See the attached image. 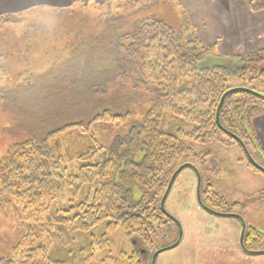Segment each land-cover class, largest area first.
<instances>
[{"label":"rangeland","instance_id":"obj_1","mask_svg":"<svg viewBox=\"0 0 264 264\" xmlns=\"http://www.w3.org/2000/svg\"><path fill=\"white\" fill-rule=\"evenodd\" d=\"M2 2L1 15L20 14L22 21L0 30L3 35L0 37L9 41L5 44L8 56L0 58V94L9 91L6 96L0 95V160L16 142L29 138L39 141L56 127L80 122L83 126L69 127L50 136L56 139L51 142L52 161L62 159L65 176H75L81 165L96 162L98 147H105L111 139L116 141L115 122L92 121L95 115L115 106L111 109H128L133 120H140L148 108V97L144 93L134 92L132 84L121 83L123 69L119 61L114 59L101 65L91 57L86 59L94 52L97 35L109 28V22L101 17L109 13L112 14L108 16L110 19L121 12L131 21L155 17L177 32L190 24L173 0H118L110 4L74 0L69 6L31 0L32 3L24 2L20 8L10 11H5ZM55 8L62 10L51 12ZM187 29L193 30L196 36L193 27ZM187 33L184 28L183 34ZM14 49L18 53H12ZM105 56L109 59V54ZM83 59H86L84 63ZM250 76L254 78L229 77L228 90L244 87L264 95V79L257 77L256 71L247 77ZM160 128L177 134L178 130L191 131L193 124L174 118L167 111ZM250 131L247 150L254 163L264 168V116L250 119ZM223 139L231 143L226 136ZM178 146L187 151L177 166H187L175 177L163 209L180 224L181 240L177 246L162 251L155 264H264V255L246 254L241 250L239 219L216 215L200 207L195 169H205L200 176L202 188L209 184L212 191L228 203L242 205L240 209H220L219 206L213 209L239 215L247 227L262 232L264 174L248 165V155L238 144L198 143L183 138ZM92 150H95L93 157L78 158ZM142 155L143 152L138 151L134 159L140 160ZM53 182L57 192L47 209L27 215L21 203L3 188L0 179V258H11L13 248L20 243L21 248H35L33 264H129L133 249L139 248L140 243L127 237L121 227L109 230L102 222L85 231L74 230L69 222L61 219V216L73 215V209L64 211L82 202L88 191L98 186V180L92 187L88 183L80 187L62 184L59 177H53ZM174 225L171 237L153 238L156 250L175 242L178 227ZM13 260V264H20L23 258Z\"/></svg>","mask_w":264,"mask_h":264},{"label":"trees","instance_id":"obj_2","mask_svg":"<svg viewBox=\"0 0 264 264\" xmlns=\"http://www.w3.org/2000/svg\"><path fill=\"white\" fill-rule=\"evenodd\" d=\"M114 1L118 0H99L106 4ZM249 7L253 11L263 9L264 0H250ZM61 10L55 8L51 12ZM18 15H0V30L5 25L21 22ZM110 15L106 13L101 17L109 22V28L97 35L94 52L86 59L91 57L101 65L114 59L119 61L123 69L121 83L125 86L132 84L130 87L134 92L148 97V108L143 117L133 120L130 110L114 111L115 106L95 115L92 121L115 122L116 141L111 139L105 147L99 146L98 160L81 165L75 176H65L61 158L52 161L51 142L56 139H50V136L82 123L56 127L39 141L29 138L16 142L0 160V179L3 188L21 203L27 215L46 210L54 199L57 188L53 177L61 178L62 184L72 183L75 187L83 183L92 187L98 180V186L88 191L82 202L64 211L73 209V215L70 218L61 216V219L69 222L74 230L85 231L102 222L109 230L121 227L127 237L140 243L139 248L133 249L129 264H148L150 255L156 250L153 238L172 236L174 222L161 211L160 200L170 176L178 167V160L187 151L178 146V141L186 138L198 143L238 144L218 128L216 109L221 96L229 88L226 86L229 77L251 80L254 77H247L248 74L256 71L257 77L264 79V47L250 54L222 58L213 55L193 30L187 29L191 27L188 23L184 28L189 33L183 34L184 28L177 32L155 17L131 21L121 12L110 18L114 21L110 24ZM0 41L3 43H0L2 59L8 56L5 44L9 41L2 37ZM12 53L18 52L14 49ZM102 54H109V59ZM86 59L82 60L83 63ZM8 93L5 90L0 95ZM167 111L172 117L193 124L192 130H178L177 134L162 131L160 124ZM256 116H264V100L248 92L235 91L225 97L219 111V123L247 146L246 140L252 136L250 119ZM223 136L231 143H227ZM138 151L143 155L140 160H135L134 154ZM94 153L92 150L78 158H91ZM248 165L254 169L250 163ZM200 196L210 208L240 209L242 206L237 202L228 203L223 196L212 191L209 184L202 189ZM243 244L248 250H263L264 232L247 227ZM34 250L21 248L18 243L11 258L1 257L0 264H13L16 257L23 258L20 264H33Z\"/></svg>","mask_w":264,"mask_h":264},{"label":"crops","instance_id":"obj_3","mask_svg":"<svg viewBox=\"0 0 264 264\" xmlns=\"http://www.w3.org/2000/svg\"><path fill=\"white\" fill-rule=\"evenodd\" d=\"M2 1L5 11H10L14 7L20 8L24 2H31V0ZM73 1L32 0L57 6H69ZM173 1L186 15L197 38L210 48L213 55L227 58L250 54L264 47V8L251 10L250 0Z\"/></svg>","mask_w":264,"mask_h":264},{"label":"water","instance_id":"obj_4","mask_svg":"<svg viewBox=\"0 0 264 264\" xmlns=\"http://www.w3.org/2000/svg\"><path fill=\"white\" fill-rule=\"evenodd\" d=\"M235 91H244V92H248V93H251L252 95L264 100V95L261 94V93H258V92H255L253 90H251L250 88H244V87H234V88H231L229 90H227L220 98V101L218 103V106H217V109H216V116H215V121H216V124L218 126V128L227 136H229L230 138L234 139L235 141L238 142V144L244 149V151L246 152V154L248 155V158H249V163L254 167L256 168L257 170L261 171L263 174H264V168L261 167L260 165L254 163V161L251 159V156L247 150V146L246 144L235 134L225 130L221 124L219 123V111H220V108L223 104V101L225 99V97L230 94V93H233ZM187 165H183V166H180L178 167L173 173L172 175L170 176V179H169V182L167 184V187L163 193V196L160 200V208H161V211L163 212V214L170 218L175 224L176 226L178 227V237L177 239L175 240V242L167 247H164V248H161V249H158V250H155L154 253L152 254V257L150 259V264H155V260H156V257L164 250L166 249H169V248H173L175 246H177L181 240V227H180V224L178 223V221L171 217L169 214H167L164 209H163V203H164V200L171 188V185L175 179V177L177 176V174ZM195 169V167H194ZM195 172L197 174V186H196V193H197V199H198V203L200 205V207L202 209H204L205 211H208V212H211V213H214L216 215H223V216H233L237 219H239L240 221V237H239V246L241 248V250L246 253V254H257V255H264V250H248L247 248L244 247V244H243V238H244V233H245V230L247 228V225L245 223V221L242 219V217H240L239 215H236V214H229V213H220V212H217L215 209L213 208H210L208 207L207 205H205L202 201H201V198H200V184H201V177L199 175V172L197 171V169H195Z\"/></svg>","mask_w":264,"mask_h":264},{"label":"flooded vegetation","instance_id":"obj_5","mask_svg":"<svg viewBox=\"0 0 264 264\" xmlns=\"http://www.w3.org/2000/svg\"><path fill=\"white\" fill-rule=\"evenodd\" d=\"M198 172H199V175L202 177V173L205 171V169L204 168H202V170H197ZM202 186H201V184H200V192L202 191ZM176 225V224H175Z\"/></svg>","mask_w":264,"mask_h":264}]
</instances>
